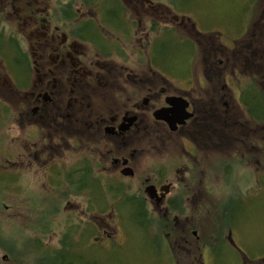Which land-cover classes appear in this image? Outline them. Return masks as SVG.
<instances>
[{"label": "flooded vegetation", "instance_id": "flooded-vegetation-1", "mask_svg": "<svg viewBox=\"0 0 264 264\" xmlns=\"http://www.w3.org/2000/svg\"><path fill=\"white\" fill-rule=\"evenodd\" d=\"M198 1L0 0V67L8 70L0 80L13 96L6 100V123L16 116L26 121L27 142L18 145L17 155L10 145L0 153L12 170L23 158L25 181L42 172L47 192L63 194L62 183L85 187L69 195L81 199L65 212L74 222L60 224L75 230L69 234L71 264L109 258L123 264L128 226L156 230L174 264L181 251L190 256L196 241L205 261L218 256V247L234 245V230L248 219L236 213L241 201L224 223L218 221L225 216L215 217L211 208L224 195L222 163L227 177L246 178L244 192L253 181L245 170L264 173V31L234 36L222 28L200 29L183 10ZM208 1L213 14L216 2ZM174 47L187 55L183 79L164 66ZM171 97L181 100L169 102ZM158 111L172 123L156 118ZM165 138L177 152L169 157L179 163L171 170L156 160L165 157ZM257 157L263 171L239 170ZM136 180L141 185L134 188L129 182ZM95 181L126 188L140 206L134 211L138 221H128L120 197L111 208L94 209ZM151 185L154 198L146 191ZM106 214L104 223L93 221ZM66 233L56 239L59 248ZM32 258L47 264L45 256Z\"/></svg>", "mask_w": 264, "mask_h": 264}, {"label": "rangeland", "instance_id": "rangeland-1", "mask_svg": "<svg viewBox=\"0 0 264 264\" xmlns=\"http://www.w3.org/2000/svg\"><path fill=\"white\" fill-rule=\"evenodd\" d=\"M216 3L214 8H216L213 14H208L209 10L207 5L210 4L208 0H199L198 4L195 8L196 12L193 13L194 8H185L183 10L187 13H190L194 16V19L198 21V25L200 29H213V28H222L224 32H228L229 35L236 36L237 34L241 35L245 31H254L255 33H261L264 31V0H214ZM223 42H226L224 34H223ZM229 45V44H228ZM173 53L170 58L164 63V66L170 69L171 74L178 78L183 79L186 77V62L187 55L184 51H176V47L173 49ZM159 61V58H156ZM199 59L198 52H196L195 60ZM1 65V64H0ZM160 66V65H159ZM4 65L0 67V73L5 74L8 70L3 69ZM167 73V71H165ZM7 85L3 84L2 80H0V99L3 101L8 100V98H12ZM14 100H17L16 98ZM17 102V101H15ZM6 105V103H5ZM7 106V105H6ZM9 106V105H8ZM15 107V103H14ZM5 110V109H4ZM26 121L21 120L19 116L14 117V121L12 124L7 125L6 121L4 122V128L0 130V136L3 140V146L8 147L11 146L12 152H15V155L18 153V148L20 146H26L27 142L24 139V131L23 126ZM44 133L42 134V136ZM39 137L35 138V141H38ZM161 142H164L165 145L163 148H160L162 151L160 153L164 154L165 157H157L156 160L161 161L166 165L168 170L171 168H175L179 163L173 162L169 159L172 158L173 155H177L176 150H172V146H170L169 142L166 138L161 139ZM165 142H168L167 144ZM260 160V162L258 161ZM15 161H18V168L16 167L12 170L7 162H3L0 165V181L2 179L5 180V186L0 187V193L5 191H10L11 193L17 191L20 195L26 194L29 196L30 193H27V189L30 192L41 193L42 198H39L41 201L45 199L46 194H50L46 190H49L47 180H44V176L42 172H31L35 178H32L33 181H30L26 176L27 183H23L26 187H17L15 182H12L9 179L11 176H16L20 173H24L29 169H27L26 165L21 166L23 163V158H16ZM262 157L255 158L254 162H252L248 167H240L239 170H243L248 168L254 172L263 171V165L261 164ZM24 167V168H23ZM222 174H223V183L219 185V190L223 192V198L219 200L218 205L211 208L215 217L218 215H224V219L218 221L220 223H224L226 217H228V213H233L234 208L232 205L236 201H241L243 204L236 211L238 216L242 217V213L245 214L247 220L243 219L240 221L239 231L234 230L232 234V239L234 245H222L220 248L218 247L219 254L214 257L212 254L205 257V264H264V173L259 175H254L245 170L244 174H248L252 176L253 181L249 188H251L248 192H244L243 189L246 187V178L242 177L238 179L236 182L234 179L229 176H226L225 173V164L221 165ZM241 173V171H240ZM29 180V181H28ZM132 187L140 186L139 181L129 182ZM66 188L63 190V194L61 195L60 200H64L65 196L69 193L66 192ZM237 192L241 193V198H235ZM12 193V194H13ZM69 198V197H68ZM67 198V199H68ZM77 198V199H76ZM71 198L69 201L65 199L62 203L63 212L66 210L74 209V206L77 205L76 201L81 200L79 197ZM4 203L1 205L0 209V219L2 218V222L9 221L7 223V227L4 229H0L4 231V233H0V236L4 237L1 240L6 245H10L15 248L16 254L22 252V256L11 255L7 250H0V264H21L23 261H28L31 263L35 262V259L32 257L36 254L35 248L30 247L29 244L23 240L25 237L26 231H24L23 223L21 221L25 215L19 214L20 212H16V209L5 208V205H12V202L17 201L19 204H23L24 200L19 199L16 196H9L6 199L2 200ZM32 201H35L32 199ZM66 201V202H65ZM118 201V198L117 200ZM54 200L49 199L48 203L44 202L43 211L44 214L49 213L55 207V203L53 205ZM198 204V202H196ZM62 209V207H61ZM228 209V210H227ZM107 213V212H106ZM101 215V214H100ZM62 213L60 212L56 217L52 216L51 219L55 220L59 225L64 223L62 221ZM105 217H109V214L104 216L95 215L93 221L97 224H102L105 222ZM30 221L28 225L30 227L38 224L39 215H30ZM4 219V220H3ZM12 221V222H11ZM13 222L17 223V226H13ZM154 222H159L157 217L154 216ZM180 224H183V219L178 220ZM113 223V222H112ZM10 226V228H9ZM130 237L127 238L126 242V261L123 264H174L171 260V253L167 246V243L163 238L158 235L156 230L147 229L144 231H134L129 229ZM64 232H60L57 235L54 232H50L46 235L45 242L47 244H51L52 246H57L58 242L56 239L62 237ZM203 231H200V235H202ZM32 236H36L34 232H31ZM214 255H217V249L215 247H210ZM30 251L31 253L27 254L25 252ZM7 253L10 257L9 260H2V255ZM168 254L169 257H166ZM29 255V256H26ZM245 261L243 262V260ZM250 260L251 262H248ZM11 262V263H10ZM248 262V263H247ZM102 264H115L114 260L109 258L102 262Z\"/></svg>", "mask_w": 264, "mask_h": 264}, {"label": "trees", "instance_id": "trees-1", "mask_svg": "<svg viewBox=\"0 0 264 264\" xmlns=\"http://www.w3.org/2000/svg\"><path fill=\"white\" fill-rule=\"evenodd\" d=\"M178 9V8H177ZM5 101L2 99L0 100V130L4 128V122L7 120L6 119V113L9 111V106ZM5 109V110H4ZM161 142V141H160ZM3 140L2 137L0 136V150L4 149L6 146H3ZM2 153V152H1ZM0 153V165L4 162V157ZM10 181L15 182L17 187H26L23 183H27L23 179V174L19 173L16 176H11L9 177ZM54 184V183H53ZM5 186V180L2 179L0 181V187ZM61 186L63 187V190L66 188V192L69 193L68 195L65 196V199L69 197L71 193H82V189L85 188L82 186L81 183L74 184H66L62 183ZM77 190H76V189ZM104 189V192L101 193L100 190ZM94 190L96 193L95 197V207L94 209H99L102 211L103 209L106 208H111V203H113L114 199H117L118 197L123 198L122 203H126V211H127V219L129 222H135L138 221V216L134 211L137 207H140L138 205V202L135 201V198L128 194L127 189L121 186V185H114L113 183H102L99 181L94 182ZM93 190V193H94ZM59 189H55V192L50 193V195L46 194V197L44 200H40L39 198H42L41 193H36V192H30L29 189H27V193H30L29 196L26 194L20 195L17 191H14L12 194L10 191H5L3 193H0V209L1 205L4 203L2 200L6 199L9 196H16L19 197V199H23L24 203L19 204L17 201L12 202V205H5V208H11V209H16V212H20L19 214L25 215V217L21 220L24 221L23 226H24V231L25 237L24 241L26 244H29L30 247L35 248V255L34 256H45L46 257V262L47 264H71L72 262V257L74 255L73 251L71 250V245L73 243L72 237H70V233L75 232V230H72L69 227H65L63 230L59 228V225L56 223L55 220L51 219L52 216L56 217L60 212L62 213V221L64 223H72L74 222L72 219V216L70 215H65L63 213V206L62 203L65 200H60L62 193L58 192ZM35 200V201H32ZM52 199L54 200V203L56 204L54 209L50 211L47 214H44L43 207H44V202L48 203V200ZM69 199V198H68ZM67 199V200H68ZM85 202V201H84ZM5 204V203H4ZM62 207V209H61ZM2 210V209H1ZM87 211V209H86ZM30 215H39V221L38 224L30 227L28 225V222L30 221L29 216ZM147 216L151 219V221H154V215L147 214ZM4 220V219H3ZM9 222V221H8ZM7 221L2 222V218L0 219V226L2 229L7 227ZM12 222V221H11ZM17 226L16 222H13V226ZM10 228V226H9ZM67 233L63 236V239L65 242L61 243V247L59 246H52L51 244H47L45 242L46 235L50 232H66ZM31 232H34L36 236H32ZM0 233H4L3 230L0 229ZM2 236H0V250H7L9 253L13 256L18 255L22 256V252L19 254H16L15 248L10 246L9 244L6 245L4 242L1 240ZM202 242V239L200 240ZM197 242V241H196ZM196 242H192L190 244V256L185 255L180 249V254H182V260H180L177 264H204L203 259H201V253L202 249L200 245H196ZM27 254L31 253L30 251L25 252ZM29 256V255H26ZM57 257H63L60 259H56ZM21 264H42V260L38 258L34 263L28 262V261H23Z\"/></svg>", "mask_w": 264, "mask_h": 264}, {"label": "water", "instance_id": "water-1", "mask_svg": "<svg viewBox=\"0 0 264 264\" xmlns=\"http://www.w3.org/2000/svg\"><path fill=\"white\" fill-rule=\"evenodd\" d=\"M173 100H181V98L171 97V98L168 99L169 102H172ZM155 116H156V118H158V119H164V120H167L168 122L172 123V120H170V119L168 118V116H167L165 113H163L162 111H158V112L155 114ZM178 116H182V112H180V113L178 114ZM162 190L167 191V190H165V188H163ZM146 191H147V193L149 194V196H150L151 198H154V197L156 196V193H157V192H156V189H155V187H154L153 185L148 186ZM164 195H165V194H164ZM8 258H9V255H8L7 253H5V254L2 255V260H7Z\"/></svg>", "mask_w": 264, "mask_h": 264}]
</instances>
